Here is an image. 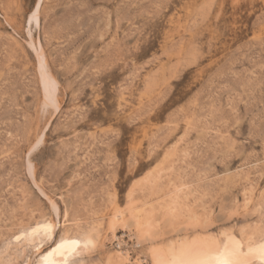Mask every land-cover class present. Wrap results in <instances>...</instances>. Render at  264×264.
Returning <instances> with one entry per match:
<instances>
[{"label": "rangeland", "instance_id": "1", "mask_svg": "<svg viewBox=\"0 0 264 264\" xmlns=\"http://www.w3.org/2000/svg\"><path fill=\"white\" fill-rule=\"evenodd\" d=\"M37 3L0 0V264L35 261L42 219L44 248L96 227L66 264H147L118 212L156 211L154 245L263 233L264 0H42L36 22Z\"/></svg>", "mask_w": 264, "mask_h": 264}, {"label": "bare ground", "instance_id": "2", "mask_svg": "<svg viewBox=\"0 0 264 264\" xmlns=\"http://www.w3.org/2000/svg\"><path fill=\"white\" fill-rule=\"evenodd\" d=\"M41 1L42 0H38L36 8L34 9V11L31 14V18L34 19V21H36V22H38V12H39V9L41 6V4H40ZM40 60H41V58H40ZM46 75H47L46 73L45 74L43 73L41 75L42 76L41 80H44ZM170 199H169V201H170ZM177 199H179V198H177ZM167 204H168V202H167ZM174 204H176V203L174 202ZM177 204L179 205V204H181V202H179V203L177 202ZM170 205H169V207H170ZM169 209H170V211L167 210V213L170 212L171 213L170 216H172V217L174 216V218H172V221L174 222L173 219H175V217L176 218L179 217L178 212L180 211L181 207L179 209H177V211L179 210L177 212L178 215L176 213L174 214V210L176 211V209H174L173 207H170ZM146 211L149 212L150 210H146ZM146 211H145V213H147ZM155 212L154 213L149 212L145 215L142 214V216L140 213L134 214V212H132L130 218H126V216H124L122 212H118V214L115 215L113 221L110 222L109 229L111 231H114L116 229V227L119 225L123 228H128V229L134 228L136 231H138L139 240H140L139 242H142V243L147 242V241L151 242L156 238L159 239L158 237H155V236H158L159 234L153 236L154 235V234H152L153 230H151L153 228H156V227H152L154 224H156L154 222V224L152 225L153 221L155 220V219H153L154 215H152V213L155 214ZM165 212H166V210H165ZM142 213H144V211ZM165 215H164V218L166 217ZM167 215H169V213ZM170 216H169V219H170ZM130 219H132L131 222H130ZM157 219L159 221L161 218L159 219V217H157L156 220ZM166 219H164V220H166ZM177 219H180V218H177ZM177 219H175V222L179 223L178 221H176ZM192 220H194V219H192ZM128 221L130 222L129 224H128ZM195 221H197V220H195ZM64 222H63V224H64ZM173 222H171V224H173ZM159 223H160V221H159ZM177 223H175V224H177ZM171 224H170V226L172 227L173 225H171ZM191 224H194V221H193V223L189 224L190 226H187V227L195 228ZM45 225H51V223L45 219H42L40 222H37L34 227L28 228L22 232L20 230L21 236L23 237L22 238L23 240H21V241H24V244H26V245H30V244L33 245V247H32L34 249L33 253L35 254V257H36L35 261L30 262L31 260L29 259L26 263L23 262L22 264H66L68 261L70 262V259H73V257L78 256V255L80 256L84 253L87 254V252L89 254L90 250L97 248V243H98L97 242L98 240H96L97 236H96V234L94 235V233L93 234L91 233V232H94L96 230V227L94 229V225L92 226L94 231H91L88 233H86L87 232L86 230L84 231L85 233H82V232L77 231L75 229V231L80 232L82 234H78V233L76 234V232L74 230L73 231L75 233L73 234V231L69 232L71 228L69 229V231L67 230L68 229L67 228L66 230L68 231V233H70V235H69V234H67V232L64 233L66 230L64 231L65 228H63L62 229L63 234L61 235V233H60L58 239H55L53 241V243L51 244V246H49V247L47 246L46 248H44L45 247L44 242L49 240L50 238H52V225H51V233L50 234L47 233L46 230L44 229L43 226H45ZM195 225H196V223H195ZM80 226H79V228H80ZM159 226H161V225H159ZM170 226H169V224L167 225V227H170ZM38 227H39V230L37 231ZM165 227H166V225H165ZM89 229H90V226H89ZM155 230H158V229H155ZM81 231H83V229H81ZM174 231H175V229H174ZM141 232L143 233V235L140 234ZM158 232H159V230H158ZM175 232H177V231H175ZM181 232H182V229H181ZM255 232L256 231H254V232H252V231H241V232H239V234H236L232 231H226V232L224 231L223 233H221L219 235L218 234L217 235H206V234L188 235L187 234L188 232L187 233L185 232L183 236L176 235V236H174L168 240L166 239L167 241L165 244H157L158 243L157 242L156 245H154L155 243L150 244V242H149L148 243L149 249H148V253H147V257L149 259V262L147 264H222V262L224 260L229 261L230 264H264V232L260 233L259 235L255 234ZM163 233H165V232H163ZM257 233H258V230H257ZM169 234L170 233H168V236L171 235V234L170 235ZM174 234H176V233H174ZM177 234H178V232H177ZM62 238L64 240H68V241L74 240L77 243L75 246L65 247L64 249H61L59 251H53V249L56 248V245L60 242V240ZM42 243L44 244L43 247L41 246ZM121 245H122V243H121V241H119V243H118L119 249H120V247H122ZM17 246H18V244H17ZM6 247H5L6 248L5 250L10 249V248L8 249V247H10L8 245ZM3 248H4V246H3ZM0 252H1L0 258L3 260L2 256L4 253L2 251H0ZM49 252H53V254L51 256H48ZM12 254H14V253H12ZM12 254H11V256H12ZM7 255H8V253H7ZM7 255H6V257H7ZM11 256L7 257V258H13ZM17 256L18 255H16V257ZM46 256H47V261L45 260ZM13 259H15V258H13ZM4 260H6V259L4 258ZM10 260L7 262V264L11 263L12 261L15 262V260L17 261V259L12 260V261H10ZM81 262H83V261H81ZM1 263L5 264L6 262L5 263L1 262ZM95 263H97V262H95ZM129 263H132V262H130V256L126 251L119 252V250H118V252H115L113 254L112 253L107 254V256L105 258V264H129ZM16 264H19V263H16ZM77 264H78V262H77Z\"/></svg>", "mask_w": 264, "mask_h": 264}, {"label": "snow or ice", "instance_id": "3", "mask_svg": "<svg viewBox=\"0 0 264 264\" xmlns=\"http://www.w3.org/2000/svg\"><path fill=\"white\" fill-rule=\"evenodd\" d=\"M44 229L46 230L47 233H51V225H45L43 226ZM39 230V227L37 228V231ZM76 241H68V240H64L63 238L60 240V242L56 245V248L53 249V251H59L61 249H64L65 247H71V246H75L76 245ZM53 254V252H49L48 256H51ZM45 260L47 261V256L45 257ZM222 264H230L229 261L224 260L222 262Z\"/></svg>", "mask_w": 264, "mask_h": 264}]
</instances>
